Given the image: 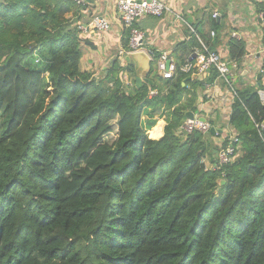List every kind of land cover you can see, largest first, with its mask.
<instances>
[{
	"label": "trees",
	"instance_id": "1",
	"mask_svg": "<svg viewBox=\"0 0 264 264\" xmlns=\"http://www.w3.org/2000/svg\"><path fill=\"white\" fill-rule=\"evenodd\" d=\"M88 7L0 0V264H264L261 85L237 89L236 156L209 169L214 134L178 129L217 70L183 86L191 74L152 69L130 87L135 68L118 56L99 77L82 65L95 48L79 28ZM208 23L195 31L225 60L211 37L221 24ZM129 36L123 27L124 47ZM198 46L193 36L174 51L178 65ZM245 54L231 38L230 60Z\"/></svg>",
	"mask_w": 264,
	"mask_h": 264
},
{
	"label": "crops",
	"instance_id": "2",
	"mask_svg": "<svg viewBox=\"0 0 264 264\" xmlns=\"http://www.w3.org/2000/svg\"><path fill=\"white\" fill-rule=\"evenodd\" d=\"M185 21L180 20L174 14H165L163 17L154 19L146 17L138 22V27L147 34L148 46L154 47L159 52L169 51L175 57L174 51H180L181 45L192 41L197 35L195 28L203 27L206 33L210 32L208 23L213 12H219L216 18L221 27L215 31L216 35L211 37L220 38L219 52L228 59V44L231 38L242 39L246 44V54L241 58L239 68L231 71V78L236 88L242 86H254L263 89L264 86V2L263 0H164ZM117 0H103L97 4H90L84 21L89 23L93 13H105L112 20V28L107 32L90 30L82 34L88 37L95 48L86 46L82 57L84 69H92L103 65L108 60H114L120 55L123 45V24L117 12ZM194 29V31L192 30ZM212 32V31H211ZM236 34V35H234ZM180 48V49H179ZM181 53V52H179ZM98 54L99 61L96 59ZM126 56V55H125ZM125 56L122 57L125 60ZM176 58V57H175ZM225 59V60H226ZM102 60V61H101ZM230 60V58H229ZM126 61V60H125ZM139 68H141L139 66ZM140 70V69H139ZM152 70V62H151ZM245 71L247 74L245 75ZM142 72V70H140ZM263 72L261 82L257 79L258 73ZM129 76V74H125ZM208 76V75H207ZM195 78L194 75L189 76ZM196 79V78H195ZM216 88L209 92L204 86L196 88L198 98L194 103V112L199 117H204L219 129L220 135H215V145H221L230 135L237 134L230 124V116L234 98L231 91L221 80H214ZM214 84V85H215ZM186 85V84H185ZM213 94V96L211 95ZM188 112V111H187ZM186 112V113H187ZM157 124L148 131L151 138L160 139L164 136L167 124L166 116H156ZM187 118V117H186ZM156 129L154 137L150 134ZM160 134L161 136L157 135ZM217 151V150H216ZM207 163L210 164L208 160Z\"/></svg>",
	"mask_w": 264,
	"mask_h": 264
},
{
	"label": "built area",
	"instance_id": "3",
	"mask_svg": "<svg viewBox=\"0 0 264 264\" xmlns=\"http://www.w3.org/2000/svg\"><path fill=\"white\" fill-rule=\"evenodd\" d=\"M103 0H74L79 6H86L92 3L97 4ZM264 2V0H263ZM117 12L123 26L129 30V45L127 49H122L120 55H128L132 52L145 51L151 58V62H156V72L163 79H172L177 72L183 71L194 75L195 78L204 79L212 68H215L218 72L217 80H221L225 83L228 89L231 91L233 98L238 97L237 88L231 78V71L239 68V63L235 60L226 61L223 60L220 55L211 50L197 35L200 42V46L195 47L193 55L189 56L185 62L179 66L176 58L173 57L169 51H161L157 54V49L148 46L147 34L140 29L137 24L140 20L146 17H163L165 14H175L180 20L185 21L167 2L164 0H117ZM90 21L87 23L84 21L79 25V28L83 33H88L90 30L107 32L112 28V20L105 13H93L90 15ZM219 16V12H213L212 17L215 19ZM194 31V29L192 28ZM195 32V31H194ZM212 36L216 35L215 30L211 32ZM236 35V34H234ZM129 84V83H128ZM215 82L205 83V88L211 92L216 88ZM262 99L264 102V89L260 90ZM157 90H152L151 95H156ZM213 96V94L211 93ZM213 125L210 121L203 120L195 114L194 118H186L180 125L178 133L183 136L199 131L203 134L211 132ZM215 135H220V131L217 130ZM229 141L219 145L216 151L215 162L207 164V168H218L223 165L231 163L236 156V145L239 143L237 134L230 135ZM206 163V160H203Z\"/></svg>",
	"mask_w": 264,
	"mask_h": 264
},
{
	"label": "water",
	"instance_id": "4",
	"mask_svg": "<svg viewBox=\"0 0 264 264\" xmlns=\"http://www.w3.org/2000/svg\"><path fill=\"white\" fill-rule=\"evenodd\" d=\"M125 60H126V63L134 66L135 72H136V82L138 85H140L143 80H149V78L147 76L151 72V58L145 51H138V52L129 53L128 55L125 56ZM139 66L141 68H139ZM139 69L142 70V72H140ZM244 74L246 75L247 71H245ZM262 76H263V72L258 73L257 79L260 80ZM189 78L190 77H188L187 79H185L183 81V86H185V84ZM150 81H151V83H153L152 80H150ZM186 117L194 118L195 113L192 111H188L186 113ZM202 119L206 120V118H204V117H202ZM217 130H219V129L216 128L215 126H213L211 129V133L215 134L217 132ZM222 183H224V181H222Z\"/></svg>",
	"mask_w": 264,
	"mask_h": 264
},
{
	"label": "rangeland",
	"instance_id": "5",
	"mask_svg": "<svg viewBox=\"0 0 264 264\" xmlns=\"http://www.w3.org/2000/svg\"><path fill=\"white\" fill-rule=\"evenodd\" d=\"M87 47L85 46L84 47V49H86ZM95 55H97V57H96V59H91V61L93 62V61H99V59H100V57H98L99 55L98 54H95ZM224 59H226V58H224ZM102 61V60H101ZM226 61H230L229 60V58L228 59H226ZM100 62V61H99ZM111 62V58H110V60H108V62H106L105 64H103V65H99V66H97V67H95V63L94 64H92V65H94L93 66V70L94 71H96L97 72V74L99 75V74H103V72L107 69V67L109 66V63ZM152 74H151V77L152 78H157V72H156V62L155 61H153V63H152ZM101 75H99V77H101ZM133 78H135V80H136V74H134V75H131V77H130V75L129 76H126L125 75V81H126V84L128 85V86H132V82H133ZM129 83V84H128ZM152 132H150V134H151ZM151 135H153L154 137H156V135L155 134H151ZM155 139H157V137L155 138Z\"/></svg>",
	"mask_w": 264,
	"mask_h": 264
}]
</instances>
